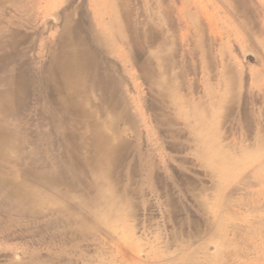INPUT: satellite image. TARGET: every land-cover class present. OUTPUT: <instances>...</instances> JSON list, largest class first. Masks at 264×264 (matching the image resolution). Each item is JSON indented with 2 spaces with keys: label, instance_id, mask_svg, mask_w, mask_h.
Here are the masks:
<instances>
[{
  "label": "rangeland",
  "instance_id": "374dc122",
  "mask_svg": "<svg viewBox=\"0 0 264 264\" xmlns=\"http://www.w3.org/2000/svg\"><path fill=\"white\" fill-rule=\"evenodd\" d=\"M4 3L0 18L18 2ZM25 6L18 9L19 28L35 32L26 44L25 74L29 63L36 72L48 67L64 18L80 21L83 35L92 29L104 38L91 47H101L117 68L127 100L122 135L130 143L116 147L120 160L100 173V189L91 174L79 172L88 159L80 149L71 155L79 172L69 177L73 187L42 191L37 208L2 183L0 264H199L205 244L210 264H264V0H167L163 7L149 0H29ZM131 39L140 42L137 59ZM135 61L145 67L137 70ZM33 100L24 98V112ZM37 116L21 114L22 132L36 135L25 145L54 163L62 149L47 143L50 131L40 129ZM222 153L225 162L213 170L212 159ZM67 166L61 170L72 173ZM103 190L126 198L120 208L132 217L115 219L119 204L94 206ZM105 209L106 220L97 218Z\"/></svg>",
  "mask_w": 264,
  "mask_h": 264
},
{
  "label": "bare ground",
  "instance_id": "6f19581e",
  "mask_svg": "<svg viewBox=\"0 0 264 264\" xmlns=\"http://www.w3.org/2000/svg\"><path fill=\"white\" fill-rule=\"evenodd\" d=\"M28 1L23 0L20 3V0H17L16 7L11 9L7 16L0 18V185L7 183L8 191L13 194V197L19 199L23 204L30 202V204L38 207V204L44 203L42 191H58L61 185L73 187L74 183L68 180L70 176L74 177V173L91 174L93 185L95 182L96 188L100 189L99 184L104 181V175L100 173L105 171L107 164L114 165L116 160H120L119 156L114 154L116 147L124 148L129 145L130 141L128 143L122 135L128 127L127 100L121 90L122 88L117 84V68L113 63L110 64L112 60L107 54H104L101 47L98 48L97 45L94 48L91 47V43L94 41L104 45V38L95 34L96 32L92 29L89 33L87 32V36L83 35L85 28H82L80 21L74 20L72 24L64 18V23L60 26L53 42L54 50L50 64L45 70L36 72L29 63L28 72L26 74L23 72L24 66L22 67V64L27 57L28 46L26 44L32 43L35 32L32 30L28 33L19 28L20 21L21 25L23 21L22 17L18 15V9L26 8L25 2L27 4ZM3 4H5L4 0H0V5L3 6ZM186 13L188 14V12ZM112 17L114 18V16ZM110 28L113 30V36L120 34L117 33L113 24ZM130 43L134 53L133 58L137 59L139 39H131ZM197 43L199 45L198 41ZM23 44L26 45L25 50L20 47ZM134 66L139 70L144 68L145 64L141 61H135ZM124 67L123 64L122 68L124 69ZM160 91L166 95L174 93L173 90L166 87H161ZM27 95L34 97L33 102H31L33 106L31 105L29 109L26 107L24 112L22 103ZM40 108L44 112H39ZM23 113L38 114L37 117L41 119L40 129L50 131L44 136V139L50 146L52 144L60 145L63 156H58L54 163L48 158L49 155L37 159L36 155L27 149L25 144L33 143L36 135L31 133L29 134L31 137H28L22 132L24 124L26 126V123L21 120ZM199 113L202 115L204 111L198 110L197 115ZM120 122L123 127L119 126ZM49 149V147L44 148L43 155L47 154ZM73 149H80L88 157L79 172H76L77 164L71 157ZM28 156L33 157V160L23 162V158ZM224 156H226L225 153H222L212 159L213 170L223 165L226 160L223 159ZM54 164L59 165L57 170L50 168ZM66 164L72 173L69 174L67 171L61 170V167ZM10 174L18 176L20 179H12ZM92 201L95 202L94 206L103 205L104 207L108 204L105 208L110 210L115 209L111 206L119 204V207L112 212L118 217L115 219L126 216L132 217L133 215L131 212L126 215L122 210L123 204L125 202L127 204L128 200L126 198L125 200L119 199L111 192L104 190L98 192V196H94ZM107 214L108 211L105 209L102 214L97 212L96 217L106 220ZM221 228L219 226L215 231L218 236L222 234ZM198 236H201V233H198ZM207 248L208 245L206 244L201 248L205 254L199 258V264L211 263V258L206 253ZM221 261L222 257L219 256L218 262Z\"/></svg>",
  "mask_w": 264,
  "mask_h": 264
},
{
  "label": "crops",
  "instance_id": "0c3cea01",
  "mask_svg": "<svg viewBox=\"0 0 264 264\" xmlns=\"http://www.w3.org/2000/svg\"><path fill=\"white\" fill-rule=\"evenodd\" d=\"M149 1L153 3H161V4H164L165 2H167V0H149Z\"/></svg>",
  "mask_w": 264,
  "mask_h": 264
}]
</instances>
